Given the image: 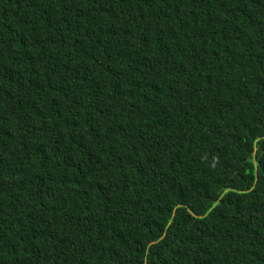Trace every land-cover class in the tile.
I'll return each mask as SVG.
<instances>
[{
  "label": "trees",
  "instance_id": "1",
  "mask_svg": "<svg viewBox=\"0 0 264 264\" xmlns=\"http://www.w3.org/2000/svg\"><path fill=\"white\" fill-rule=\"evenodd\" d=\"M0 264H264V0H0Z\"/></svg>",
  "mask_w": 264,
  "mask_h": 264
}]
</instances>
